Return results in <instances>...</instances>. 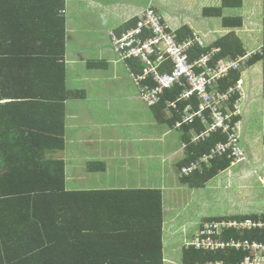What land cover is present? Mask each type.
Here are the masks:
<instances>
[{
  "label": "trees",
  "instance_id": "16d2710c",
  "mask_svg": "<svg viewBox=\"0 0 264 264\" xmlns=\"http://www.w3.org/2000/svg\"><path fill=\"white\" fill-rule=\"evenodd\" d=\"M64 5L65 0H0V264H163L159 189L70 190L65 186L64 102L76 93H70L66 86L64 18L58 15L64 13ZM242 5L243 0H221L220 7L204 9V15L221 17L222 25L231 30L213 45L194 48L192 58L211 46L220 47L217 58H233L250 49L235 32L243 18L222 15V8ZM137 19H131L117 33L133 26ZM187 31V27L175 31L176 38L184 39ZM261 37V54L254 55L247 67L262 62L264 113V19ZM132 64L141 70L140 63ZM161 69L169 70L170 65ZM239 76L240 72H231V82ZM148 85H152L150 81ZM180 93L181 89L174 87L166 90L156 105L144 103L158 121L177 131L184 151V157L174 164L178 168L224 140L222 134L214 133L193 141L191 127L203 129L198 122L175 126L183 111L167 108L166 100H174ZM211 162L201 172L180 179L190 187H202L232 164L226 157ZM96 168L102 170V163L90 169ZM249 217L264 219V213L204 221ZM220 237L223 241L248 238L264 242V231L241 234L228 229ZM182 255L183 264L214 260L237 263L245 256L231 248L204 252L194 247H183Z\"/></svg>",
  "mask_w": 264,
  "mask_h": 264
},
{
  "label": "crops",
  "instance_id": "0c3cea01",
  "mask_svg": "<svg viewBox=\"0 0 264 264\" xmlns=\"http://www.w3.org/2000/svg\"><path fill=\"white\" fill-rule=\"evenodd\" d=\"M119 1L121 0H65L64 13L58 14L64 18V61L66 86L68 90L72 91L70 93H76L75 95L69 96V98L65 99L64 102L63 117L65 127V147L62 152V156L65 163V186L70 190L126 188L159 189L162 193L163 208V264H178L171 259V253L167 254L165 251V243L169 239V234L172 233V229L174 227L173 222L177 214H170L169 222H164V214L168 211L167 205L168 208H170L169 206H172L176 202L174 199H176L175 197L177 196H173L172 193L182 192L186 188L184 186H188L187 184L183 183L182 180L175 177L169 167L171 158L173 160L172 162H174L177 158L182 156L179 143L180 140H177V137H175V139H169L167 137L160 138L158 143L163 147V149L166 150L164 152L156 151L155 154L153 149H141V145L143 142H145L143 140L118 136L116 130V127H118V118L116 116V112L112 109V106L117 107L118 105L115 100L118 99L119 91L117 88L111 90L106 89L105 86L101 87L105 83V77H108L109 80L113 82V84L115 83L114 68L117 65L114 63L115 59L112 60L113 58L110 56V54L113 53L110 48V44L106 49L102 47V44L101 46L99 45L98 36L95 34L96 25H94V23L99 24L100 22L104 21H107V25H109L110 22L113 26L108 28L106 31L108 34L107 39H109V31L114 30L117 33L120 31L121 27L127 24L134 17H138L149 5H152V7L162 16L164 21L165 19L167 20L165 22H168L169 20L172 24L174 23L171 18V13L172 11H176L177 8H175L171 2H168L165 5L162 3L163 6L161 8L160 4H155L156 0H143L148 1L145 3V6L144 2L137 0L136 3L138 6L134 7V1L128 0L129 4L127 6H122V9L120 10L123 13H120L117 7ZM218 2L221 6V0H218ZM205 8L207 7H204L202 11H204ZM76 11H78L76 17L79 20V22L77 21V24L74 23L72 18ZM237 16H241L243 18L242 26L235 29L237 36L243 41L245 48H250L249 50L257 49L259 45L263 44L262 37L260 40H258L257 36L255 35V37H252L253 41L248 43L250 39L247 38V33H240V31L245 25L244 20H246L248 17L252 19L258 17L261 18L263 22L264 10L262 17L260 8L259 14L256 10H254V12H243V15ZM220 24L223 28L222 35L228 33L231 30L230 28L224 27L222 22ZM182 27H187L189 30L187 31L188 35H186V37L196 34L197 36L201 37L205 45H213L214 41H216L218 38L213 37L210 39L211 41H206V39H208L210 36L209 34L211 33L209 31L203 32L199 27L196 28V26H194L189 21L181 23L173 29L169 26V29L177 32ZM248 32H250V30H248ZM93 40L95 41L94 43H92ZM97 48L100 49L98 52H96ZM107 50L108 53L103 54V52ZM92 63H95L96 66H89ZM106 67H110V69L108 70ZM250 68L254 70V73L249 70ZM99 69H103L102 77H100L102 70ZM90 76L94 77V79H91L92 82L96 83H93L94 87L87 88L86 82L87 78ZM256 76L259 79L261 77L263 81L261 61L249 66V68H245L241 73L245 96L242 100L238 124L240 127L241 142L245 151L246 145L243 142L245 140L249 141V144L254 146L255 150L257 149L259 151L260 145L263 151L264 113L263 105L260 106V103L263 102L262 83H260V81L257 82L252 80ZM120 83V85L124 86L131 84L134 87L132 82H130L129 77H126ZM127 97L130 99L129 106H131V104H135L138 101V98L137 96L135 97V95H128ZM5 102L6 100L1 101V103ZM137 109L138 108L135 106L134 110ZM160 125H162L163 128H167L168 126L165 123H160ZM257 125L261 126L259 132L256 128ZM77 131L79 136H77ZM242 132L244 134H242ZM177 141L179 145L177 144ZM245 143L248 144L247 142ZM255 150L252 152L254 153ZM175 154H177V156H175ZM253 156L255 159L253 163L255 164V162H259V158L254 154ZM246 159H249L247 154ZM261 161L263 163V159ZM98 163H102V170H99L98 168L95 170L90 169L91 165ZM227 169L219 172V174L224 171H228ZM67 170L73 172L75 178L71 187H68L67 184ZM164 170H167V172H164ZM232 175L234 176V174ZM85 177L90 178L89 187L85 188L83 185L74 186V183L83 182ZM263 177L264 176L260 178L259 176L264 188ZM213 178L207 181V186L210 184ZM168 179H171L170 183L168 182ZM227 180L228 179H226V182L228 183ZM190 188L197 189V192H201V190H203V187ZM168 194H170L171 197H168ZM169 198L173 199V203H171L172 201H167ZM171 209H174V207ZM258 212L256 213L261 214ZM234 215L240 214L222 213L221 215L217 216L214 215L204 217H230ZM201 223L202 222L198 224L192 237L188 241H185V243L190 242L193 239V236L197 233ZM185 243L183 244L184 248Z\"/></svg>",
  "mask_w": 264,
  "mask_h": 264
},
{
  "label": "built area",
  "instance_id": "2783aa9c",
  "mask_svg": "<svg viewBox=\"0 0 264 264\" xmlns=\"http://www.w3.org/2000/svg\"><path fill=\"white\" fill-rule=\"evenodd\" d=\"M176 36L175 31L169 29L152 5L147 6L135 24L125 31L119 34L114 30L109 31L115 62L123 64L143 103L147 106L156 105L166 90L178 87L181 89L178 97L166 100L167 108L176 113H180V109L183 111L175 126H192L198 122L203 129L198 131L195 126L191 127L195 142L214 133L224 136V140L211 147L209 153L183 165L179 171L180 176L192 175L217 157L230 158L232 163L246 160L236 120L245 96L241 73L254 55L261 54V49L247 50L233 58H217L220 47L211 46L209 50L192 58L194 48L208 45L196 34L184 39H177ZM135 62L142 65L141 70H138L140 72L132 64ZM164 65H170V69H161ZM231 72H240L234 82H231ZM149 81L152 85H148ZM228 229L241 234L244 231H264V219L249 217L204 221L193 239L185 243V247H194L204 252L231 248L245 256L237 263L214 260L188 264H264L263 241L248 238L221 240L220 236Z\"/></svg>",
  "mask_w": 264,
  "mask_h": 264
},
{
  "label": "rangeland",
  "instance_id": "374dc122",
  "mask_svg": "<svg viewBox=\"0 0 264 264\" xmlns=\"http://www.w3.org/2000/svg\"><path fill=\"white\" fill-rule=\"evenodd\" d=\"M132 1H134V7L138 6L136 3L137 0ZM141 2H144L145 6V3L148 1L141 0ZM168 2H171L172 5L177 8L176 11H172L171 13V18L174 24H172L169 20V24L166 22L170 28L173 29L179 24L189 21L194 26H196V28L199 27L203 32L209 31L211 33L209 34L210 36L208 39H206V41H209L213 37L217 38L222 35L223 28L220 24L221 18L216 16H206L202 11L204 7L220 6L218 0H156L155 4H160V7L162 8V3L165 5ZM128 4V0H121L118 2L117 7L120 13H123L120 10L122 9V6H127ZM259 8L262 17V0H244V3L241 7L222 8V15L237 16L243 15V12H254V10H256L259 14ZM77 12L78 11H76V13L72 16L74 23L76 24L77 21L79 22L76 17ZM165 21L167 20L165 19ZM244 24L245 25L242 27L240 33H247V38L250 39L248 43L253 41L252 37H255V35L257 36L258 40L261 39L263 30V22L261 18L257 17L252 19L248 17L246 20H244ZM94 25H96L95 34L98 36V43L100 46L102 44V47L106 49L107 46H109V39H107L108 34L106 31L113 25L110 22L109 25H107V21L100 22L99 24L94 23ZM248 30H250V32H248ZM94 42L95 41L93 40L92 43ZM259 48L260 47H258V49ZM99 50L100 49L97 48L96 52ZM107 53L108 50L103 52V54ZM110 56L113 58L112 60L115 59V55H113V53H111ZM114 63L117 65L114 68L115 85L109 80L108 77H105V83L101 87L105 86L106 89L111 90L117 88L119 91L118 99L115 100L118 105L117 107L112 106V109L116 112V116L118 118V127H116L118 136L145 141L141 145L142 150H146V148L153 149L155 154L156 151L164 152L166 149H163V147L159 145L158 141L162 137L175 139V137H177V131L170 128L169 126H167V128H163L162 125H160L161 122L155 118L153 115V110L150 107H147L138 98V92L135 86L134 88L131 84H127L126 86L120 85V82L129 76L122 63L115 62V60ZM106 68L108 70L110 69V67ZM99 70H102L100 75V77H102L103 69ZM249 70L254 73L252 68ZM91 78L94 79L93 76L87 78V88L94 87L93 83H96L92 82ZM252 80L257 82L260 81V83L263 82L262 78L260 77L259 79L257 76ZM128 95H135V97L137 96L138 101L135 104H131V106H129L130 99L127 97ZM262 105L263 102L260 103V106ZM135 106L138 108L137 110H134ZM256 128L259 132L261 126L257 125ZM78 134L79 133L77 131V136H79ZM242 134L244 133L242 132ZM243 142L246 145H244L246 147L245 155L247 154V157L249 158L248 160L246 159L241 162H234L237 164L232 163L234 165L231 164L232 166L230 165V167L227 169L228 171H224L219 175L217 174V176H215L211 182L209 181L210 184L208 186L206 185V182L205 185L202 186L203 190H201V192H197V189H192L187 184L188 186H184L186 187L184 191L172 193L173 196H177L175 197L176 199H174L176 202L172 205L174 209H171L173 208L172 206H169L170 208H168L167 205L168 211L164 214V222L170 221V214L175 213L177 215L173 222L174 227L172 229V233L169 234V239L165 243V251L167 254L171 253V259L176 263L182 264L183 244L192 237L198 224L200 222L203 223V220L208 218L204 216H217L221 215L222 213H237L241 215L246 213H256L258 211V213H264V188L260 179L263 176V163L261 161L263 159L262 147L259 145L258 151L257 149L255 150L254 146L249 144V141L245 140ZM180 149L182 151V156L177 158L174 162H172L173 160L171 158V163L169 164L173 175L179 179L182 177L179 174L180 168H178L176 165L174 166V164L184 157L183 147H180ZM254 150L255 152L253 153L252 151ZM253 154L259 158V162H255V164L253 163L255 160ZM175 156H177V154H175ZM205 166L208 168L211 166V163H206ZM202 170L203 168L200 169L199 172ZM164 172H167V170H164ZM66 173L68 187H71L72 182L75 180L73 172L67 170ZM232 174H234V176ZM226 179H228V183L226 182ZM170 181L171 179H168L169 183ZM89 182L90 178L85 177L83 182L74 183V186L83 185L85 188H87L90 186ZM167 196L171 197L170 194ZM167 201H172L171 203H173L172 198H169Z\"/></svg>",
  "mask_w": 264,
  "mask_h": 264
}]
</instances>
